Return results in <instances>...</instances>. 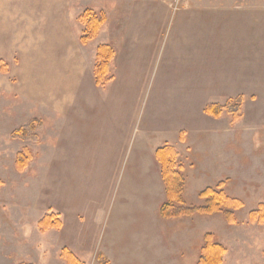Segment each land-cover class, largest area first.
<instances>
[{
	"label": "rangeland",
	"instance_id": "374dc122",
	"mask_svg": "<svg viewBox=\"0 0 264 264\" xmlns=\"http://www.w3.org/2000/svg\"><path fill=\"white\" fill-rule=\"evenodd\" d=\"M86 10L103 20L96 35L83 42L87 28L81 17ZM161 19L163 45L171 41L176 24L195 28L202 36L196 41L197 130L189 132L190 141L160 145H171L178 153L185 178L183 197L190 208L179 216L159 214L165 220L174 219L164 222V229L172 230L164 231V239L188 240L190 245L195 243V251L190 248L191 254H179L174 245L165 243L163 264H197L205 238L225 248L221 264H264V225L248 221V212L264 202V0H0V264H60V249L65 247L59 246L61 225L41 230L37 223L45 214L62 224L64 212L68 221L83 223L82 213H70L69 205L82 208L101 195L105 228L129 189L148 190L147 197H153L155 168L149 164L147 174V164L140 163V158H145L146 146L151 148L169 133L171 121H184L183 117L170 119L169 105L159 97L163 61L172 60L169 48L160 50L149 69L143 60L146 82L136 85L137 98L126 101L130 105L123 113L113 112L112 107L97 115L80 107L78 113L76 94L79 75L99 92L113 88L114 62L124 42L133 38L128 28H147ZM131 44L133 54L138 43ZM99 46L113 50L105 76L112 77L104 85L95 84ZM133 59L126 60L124 67L137 71L139 80L141 63L142 69L145 65ZM206 67L211 70L209 78L204 75ZM170 72L173 84L176 73ZM238 96L242 97V119L238 127L226 129L228 144H208L205 135L219 140L221 128L206 130L214 117L204 112L205 106L224 105ZM222 116L230 124L231 116L225 111ZM83 121H88V127H130V132L114 164L108 160L87 163L85 173L72 179L66 177L65 162L61 163V131L62 127H86ZM31 122L32 131L27 128L24 134ZM108 145L100 142L99 148ZM18 153L30 154L21 170L16 168ZM159 176L157 182L164 191ZM217 183L240 206L230 205L223 213L208 212L209 201L200 193ZM93 254L87 262L80 260L83 264L106 262L98 249Z\"/></svg>",
	"mask_w": 264,
	"mask_h": 264
},
{
	"label": "crops",
	"instance_id": "0c3cea01",
	"mask_svg": "<svg viewBox=\"0 0 264 264\" xmlns=\"http://www.w3.org/2000/svg\"><path fill=\"white\" fill-rule=\"evenodd\" d=\"M163 20L154 22L147 28H141V25L137 28L135 26L128 28L127 34L133 38L130 42H124L118 56L119 60L115 59V78L113 81L114 86L110 88L111 91L99 92L92 84L88 83L89 80L87 82L82 81L80 75L77 79L79 80L76 94L78 113H80V107L94 110L91 114L95 113V115L99 114L100 111L102 113L108 112L111 107L114 108L111 109L113 112L118 109L120 113H123L130 105V102L128 104L126 101L137 98L136 85L144 82L145 61H148L147 69H149L160 50L162 49L165 52L166 48H169L172 60L163 61L160 74L162 78L159 83L162 92L159 91V97L169 105L170 119L184 118V121L181 120L177 123L175 119L170 123L169 119V133L162 135L160 139H156L151 148L146 146L142 154L145 158H140V163L144 161V164H147L144 167L147 174L149 164L150 166L153 164L155 168L153 170L155 177L151 180L153 186L156 187V190L152 193L153 197H147L148 190L142 193V190L133 191L129 189L125 192L127 194H125L124 199L119 201L112 219L106 223L105 228V214L101 204V195L97 197V202L85 204L82 208L80 207L81 209L78 208L79 206L69 205L68 211L70 213H82L84 216L83 223L72 219L68 221L64 218V212L62 211L59 246L60 248L67 247L77 258L85 262L94 257L95 249H98L99 253L103 255V260L106 261L104 264H163L165 260V243L174 245L177 248L176 252L179 254L183 251L191 254L190 248L192 249L191 252L195 251V243L190 245L188 240L180 241L177 238L175 241L165 242L164 231L168 230L167 234H169L172 230L170 227L164 229V222L169 223L174 219L165 220L159 216V208L165 199V192L160 189L162 187L157 182L160 171L155 159V150L163 143L172 145L178 143L180 139L190 141L189 132L197 130L194 127V102L197 92V67H199V65L197 66L196 41L202 36L199 37L195 28L189 26L178 28L176 24L171 41H167V44L163 45L165 38ZM133 42L138 43V46H135L137 48L131 54L132 50L129 47H134L131 44ZM182 42L185 44L190 43V46H183ZM133 58H138L139 62H143V65H145V68L142 69L141 63V68L138 71L139 80L137 71H127L124 67L126 60L132 61ZM207 69L208 67L205 68L204 75L207 74L209 78L211 70ZM171 70L176 73L173 84L169 77ZM128 77L129 79H127ZM69 98H72V96H69ZM78 113L77 121L80 122ZM191 116L193 123L190 121L192 120ZM186 117L187 123L185 122ZM226 119L223 116L219 119H209L210 127H205L206 130L211 131L220 127L219 132L221 133L219 140H212L213 138L210 135L208 136L209 133H207V136L205 135L207 139L205 138V140L208 141V144L215 141H218L220 146L228 144L229 137L226 129L238 127L242 117L235 121L230 120V124L229 121L226 122ZM93 122V119L90 120L89 125ZM84 124L87 125L88 121ZM127 131L130 132V127H88V125L86 127H62L61 163L64 164L65 162L66 177L80 178L85 173L86 164L93 161L108 160L109 164H114L115 161L112 160H116L119 156ZM100 142L105 144L109 142V145L105 149L99 148ZM67 165L71 166L67 167ZM146 173L145 178L147 177ZM187 258L190 261L192 257L187 254ZM58 261H60V264H65L61 259Z\"/></svg>",
	"mask_w": 264,
	"mask_h": 264
},
{
	"label": "trees",
	"instance_id": "16d2710c",
	"mask_svg": "<svg viewBox=\"0 0 264 264\" xmlns=\"http://www.w3.org/2000/svg\"><path fill=\"white\" fill-rule=\"evenodd\" d=\"M82 19L85 20L87 34L81 37L83 42L93 38L102 23V18H98L91 14L90 11H84ZM113 58V50L108 46H99L97 48L96 60L99 62L97 69H95V84L104 85V83L112 76L105 77L109 72L110 61ZM241 103L242 97L238 96L233 101H227L224 105L210 104L205 106L204 112L214 118L221 116L222 111H225L231 116V120L235 121L241 117ZM32 122L24 128V134H28L27 128L32 131ZM16 136V135H15ZM30 159L28 153H18L16 160V168L21 170L24 168ZM155 159L159 165L160 176L164 186L165 201L159 208L161 217L179 216L185 213L190 208L186 206L183 191L185 178L183 175V167L179 162L178 153L171 145L164 144L158 147L155 151ZM222 183H217L215 186L207 187L200 193V196L208 200V212H227L230 205L240 206V201L230 197L227 192L222 188ZM248 221L264 225V202L257 204L255 209L248 212ZM38 227L41 230L48 228H59L61 222L55 219L52 214H45L39 221ZM209 234H206L208 237ZM210 238H205V242L200 248V255L197 264H221L222 256L225 253V248L216 241H210ZM59 258L65 264H83L67 247L60 249ZM27 264V263H20Z\"/></svg>",
	"mask_w": 264,
	"mask_h": 264
}]
</instances>
